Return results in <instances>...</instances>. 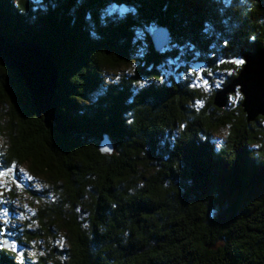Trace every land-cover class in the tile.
<instances>
[{
	"label": "trees",
	"instance_id": "obj_1",
	"mask_svg": "<svg viewBox=\"0 0 264 264\" xmlns=\"http://www.w3.org/2000/svg\"><path fill=\"white\" fill-rule=\"evenodd\" d=\"M48 1L0 0L1 33L54 55L65 129L46 127L0 60V166L33 178L17 189L9 172L0 264H264V116L247 121L240 93L213 103L238 74L232 61L264 45V0ZM113 5L128 11L106 15ZM149 23L168 29L171 47L156 52L146 35L134 58L136 27ZM166 60L188 73L204 62L203 80L165 77ZM122 67L113 81L104 72ZM229 125L215 146L211 133ZM103 134L112 154L99 149Z\"/></svg>",
	"mask_w": 264,
	"mask_h": 264
},
{
	"label": "water",
	"instance_id": "obj_2",
	"mask_svg": "<svg viewBox=\"0 0 264 264\" xmlns=\"http://www.w3.org/2000/svg\"><path fill=\"white\" fill-rule=\"evenodd\" d=\"M150 39L154 50L159 52L169 43V31L165 26H157ZM243 59L245 63L240 66L237 76L215 92L213 103L222 108L229 96L238 91L246 120L253 121L259 115L264 116V45L256 51L244 53ZM0 60L24 82L36 116L43 118L46 127L54 124L64 133L58 112L59 70L54 55L36 42L14 39L0 31ZM194 65L200 68L205 63L195 62ZM105 148L109 151H103ZM99 149L108 154L114 151L106 134H103ZM6 240L4 247H9L11 239Z\"/></svg>",
	"mask_w": 264,
	"mask_h": 264
},
{
	"label": "rangeland",
	"instance_id": "obj_3",
	"mask_svg": "<svg viewBox=\"0 0 264 264\" xmlns=\"http://www.w3.org/2000/svg\"><path fill=\"white\" fill-rule=\"evenodd\" d=\"M56 1L57 0H50V2L48 1V5L51 6L54 2L56 4ZM40 6H42V5H40ZM127 11H128V7H126L124 5H121V6H114L113 5V6L108 7L107 10H105V13L108 16L111 15V14H115L116 16H119L123 12H127ZM136 28H137V31H136L137 37H136L135 45L137 44V46H136V50H135V56H134V54H133V56H134V58H139L143 54H145L147 52V50H148V43H147V41L145 39V36L146 35H150L152 30L155 29L156 27H154L152 23H149V24H147V26H139V27H136ZM170 47L171 46L168 43L160 51L163 52L166 49L169 50L168 48H170ZM172 62L170 60H166L165 65H164L165 68H162L161 72H163L165 74V73H167L166 70H168V68H169V71L167 73L168 75H166L165 77L171 76L172 80L177 81V80H179V78L177 77L178 74L180 76V75H183L181 73L186 72L184 74H187L188 72L184 71V69L183 70L180 69V67H182V66L184 67V65H185V64H183V62L179 61L178 63L180 65H178V66L171 65ZM191 69H190L189 72H194L193 70L198 69V67H196L195 65L194 66L191 65ZM121 70L124 71L125 67H122ZM164 70H165V72H164ZM123 71L113 72L111 70L106 69L104 72H105V74H107V73L110 74L109 78H110L111 81H113V80L118 79L119 76H117V75H120V73H125V71L124 72ZM194 80H196V79H194ZM217 85H218V82L216 80H214L211 83L209 82L207 84H205L202 81V83L199 84L197 87L198 88L200 87V90L204 93V92H209L212 89L216 88ZM235 100H236V95L229 96V102L231 103V105L235 104ZM198 104L202 105V101L200 103H198ZM230 130L231 129H230V125H229L228 127H221L219 130L211 133L210 137H211L212 141L214 142L215 146H220V145L224 144L229 139ZM1 146H2V138H0V148H1ZM12 170L17 171V174L19 175V178L16 179L17 180L16 181L17 189H20L19 188V184L25 183L28 180L29 181L33 180V178L26 171L25 166H21L19 168L17 167V169H12ZM9 176H10V173H8L7 175H4V176H0V202L1 203L3 202V200H2V198H3V189L9 187V185L14 183L13 180H10L8 178ZM28 177H31V179H28ZM37 184H38V182H34V183H31V186L34 187ZM15 207H16V204H15ZM3 210H5V208H2V210H1V207H0V215L3 214L1 212ZM27 210H28V212H31V213L33 212L32 209L31 210L27 209ZM25 219H26V216H25L24 213L22 214V213H15L14 212V214H10L9 217H8V220H10V222H11V226L13 228L16 227L17 229H18V227L21 229V227L18 226V225H20V223L23 220H25ZM12 234H14V233H12ZM30 245L31 244H29L28 246H25L23 244H15V243H13V246H15V248L17 250V255L18 256H21V255L25 254L28 258L31 259L32 257L35 256L36 252H35V249L33 247H31Z\"/></svg>",
	"mask_w": 264,
	"mask_h": 264
},
{
	"label": "snow or ice",
	"instance_id": "obj_4",
	"mask_svg": "<svg viewBox=\"0 0 264 264\" xmlns=\"http://www.w3.org/2000/svg\"><path fill=\"white\" fill-rule=\"evenodd\" d=\"M221 63H223V61H221ZM232 63H235L237 66H240V65H243L245 63V60L244 59H237L235 61H232ZM204 72V69L203 68H198L196 70H194V72H189L187 74V76L185 77V79H189L193 74L195 75L196 79L197 80H203V77H202V73ZM208 75L211 76L212 75V72H208ZM205 84L208 83V81H203ZM219 87V85H217ZM236 98H240V94L239 92L237 91L236 92ZM231 99V98H230ZM197 103H200L199 101ZM180 128L183 129L184 128V125L181 124L180 125ZM103 151H109L108 148H105L103 149ZM12 171V168L11 167H7V168H3V166H0V176H4V175H7L9 172ZM28 179H31V177H28ZM7 213H5L6 215ZM4 223H6V221H4ZM3 229H0V232H2Z\"/></svg>",
	"mask_w": 264,
	"mask_h": 264
}]
</instances>
